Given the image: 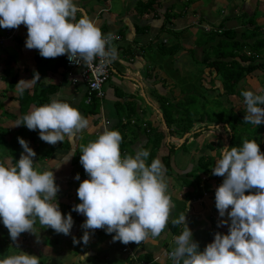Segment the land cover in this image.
Here are the masks:
<instances>
[{"label": "clouds", "instance_id": "clouds-1", "mask_svg": "<svg viewBox=\"0 0 264 264\" xmlns=\"http://www.w3.org/2000/svg\"><path fill=\"white\" fill-rule=\"evenodd\" d=\"M77 11L74 0H0V28L16 29L23 24L27 29L25 47L38 50L45 59L67 56L70 63L77 64H90L97 57L102 62L115 60L117 51L112 41L117 37L113 33L103 35L87 16L77 20ZM38 80L39 74L34 73L31 81H19L17 92L22 94L24 85ZM241 95L246 108L244 122L254 126L264 123V108L259 107L264 105V95L253 91H242ZM21 125L30 131L39 130V139L54 146L86 129L88 120L69 103L53 98L21 116L15 127ZM17 140L23 152L16 165L0 164V222L14 242L22 233L34 234L37 219L57 234L69 235L74 222L70 214L62 215L56 202L60 189L54 173L35 169L36 153L27 141ZM121 141L118 131L104 127L95 141L81 145L79 163L89 179L79 184L77 197L81 203L72 210L86 217L83 229H105L107 234L115 233L114 242L139 244L164 231L174 205L161 161L153 159L146 164L149 152L143 148L135 156L123 157V152L122 158ZM212 174L224 177L215 190V207L220 217L227 212L228 234L216 233L213 242L199 251L185 213H181L172 220L174 225L184 227L174 237L171 259L174 264H264V153L254 139H244L239 147L225 146ZM75 179H80L79 174ZM253 189L254 194L245 195ZM81 241L88 243V231ZM81 241L74 238L73 242ZM0 264L40 261L20 251L0 259Z\"/></svg>", "mask_w": 264, "mask_h": 264}, {"label": "crops", "instance_id": "crops-1", "mask_svg": "<svg viewBox=\"0 0 264 264\" xmlns=\"http://www.w3.org/2000/svg\"><path fill=\"white\" fill-rule=\"evenodd\" d=\"M110 1L74 0L78 9L76 13L77 20L82 16H87L96 24L103 35L113 33L121 36L118 42L112 43L116 45L117 51V58L112 61H115L117 66H114L112 61L110 62L115 67L112 69V73H118L119 75L115 80L109 81V78L108 82L104 85V97L101 103H99V115L93 116L87 114V116H83V110L85 109L83 108L85 85L81 82L72 85L61 67L57 68L56 72H52V64L45 61L43 63L45 66L43 73L40 74L41 68H39L40 70L37 68V60L39 59L40 62V59L43 57L39 55L38 50H29L25 47L27 38L26 27H21L13 39L6 41L0 46V81H5L3 80V71L6 69L5 66L8 62L10 63L11 74L16 77L17 83L21 80L31 81L34 73H38L40 80L28 82L23 86L24 89L32 91L34 88H38L39 85L54 86L57 90L48 96L49 103L53 98L67 102L88 120V127L82 132L77 133L72 138L65 137L64 142L68 143L67 149H57L51 158L41 160L45 163V167L49 163L52 166L53 162V167L56 165L53 168V170L55 169L53 173L57 186L60 189L56 195V202L66 206H75L81 203L80 200L74 198L75 190L71 187L73 185L77 186L82 181L89 179L82 165L79 163L81 145L86 146L90 142L91 137H98L104 127L110 130L116 126L118 116L115 108L117 105L128 103L131 106L135 105V112L140 117L143 115V111L147 110L150 106L153 111L151 114L152 118L150 119L151 125L147 120H140L138 117L135 119V116L129 119L135 121V124H130L132 125L129 126L131 129L128 128L127 130V124L124 125L122 123L124 126L120 128V131L124 135V141L128 143V148L124 149L125 153L123 157L129 155L135 156L137 150L144 149L145 147L149 152L151 144L148 143L147 136L153 134L152 128H157L164 136L162 146L157 151V159L161 161L162 157L168 155L170 158L169 162L172 165L170 170L164 169V179L167 183V192L171 197L174 207L171 210L170 218L164 231L156 239L150 235L142 241L143 244L137 248V251L139 259L142 258L148 260V262H153L154 259L158 258L157 264H174L172 259L167 258V253L175 248L174 237L181 234L183 230V224L175 225L174 227L172 223V220L177 219L181 213H185L187 227L191 230L193 241L198 243L199 251H203L207 244L213 242L217 231L222 235L228 234L230 221L228 220L227 212L224 217H220L218 210L214 211L212 208L215 190L222 184L224 177L214 176V178H211L208 175L199 174L202 180V195L197 199H188L186 194L193 189L184 185L185 181L191 180L188 175L193 173L192 171L196 169L198 160L205 153L215 158L216 162L219 159L218 153H221V148L225 147V145H221L222 143L219 140L206 141L203 139L199 141L200 137L197 138L192 134L195 132L196 126L188 133L182 135L179 134L181 131L175 129L174 126L165 127L163 121H160L161 111L159 105L150 100L153 95L152 93L156 89L161 94H166L176 99L180 97V93L175 92L176 96H174L175 93L172 96L168 95V92L172 90L173 81L167 78L166 74L158 77L156 72L146 67L150 59L145 50L148 44L151 47L155 46L158 42L165 41L166 44L172 43L171 45H174L179 40L183 44L182 49L188 51L180 50L183 52H180L174 58L175 60H179L175 62L176 67L182 74L191 73V70L197 68L199 63L197 59L200 61H202V58L204 59L203 50L199 45L195 44V37L192 39L191 36L200 29L207 34H209L208 32H217V34L230 33L235 35V39L241 41V37H245L243 36L245 35L243 31L250 32V29H252V32H256L258 27L260 30L264 29V0H207V3L203 5L196 2L199 9L191 11L185 7L188 0H156L151 7L146 5L149 0H119L120 3L115 4V6H111L109 4ZM217 5H219L218 7L220 5L222 7L217 9ZM101 10H105L106 12L99 13ZM202 10L206 12V15L201 12ZM256 12L259 14L258 18L261 19H253ZM262 23L263 25L260 26ZM245 24H249L250 26L246 27ZM5 30L4 28H0V35ZM228 30L230 32H226ZM171 32L179 33L177 34V40L174 39L175 34L172 36ZM158 39L159 41L156 42ZM219 39V37H216L215 43H212L208 47L211 49ZM198 48L200 49L198 50ZM192 50L194 53L192 54V58H190V54L192 53L190 51ZM244 50L247 49L244 47ZM194 54L196 55L195 58ZM61 57L49 60L58 64ZM229 60L227 59V61ZM260 63H264V58L260 60ZM254 73H256V78L260 79L256 81V87L260 86L256 90L258 89L260 92L257 95H261L264 93V84L261 83L264 79V68L256 70ZM204 75L207 76V73ZM9 79L10 77H8ZM216 80L217 78L213 80L214 84ZM241 87H244V84ZM2 88L0 86V103L6 101L7 105H14V110H4L6 118L0 116V127H6L10 131L15 130L18 128L15 127V122L18 120L16 118L19 117V105L13 98L17 96V92L10 91V94L7 96L2 94ZM165 88H169V91H166ZM246 91H249V89ZM138 94H141L147 105H149L146 109H143L142 103L138 101ZM136 95L138 98H135ZM33 106L29 107L27 114ZM7 113L11 114V116H7ZM123 120H127V118H123ZM105 121H109L107 126L104 125ZM261 125L264 128V123ZM170 129H173L171 133L169 132ZM199 136H201V133ZM48 145L43 142L41 145L42 150L47 149ZM185 145L188 148H185L177 156V151ZM170 147L174 148L170 151ZM210 147H212L211 151H209ZM177 159L179 160L178 164L176 163ZM33 162L36 164L38 160H34ZM45 169L48 170V168ZM77 174L80 176L79 180L75 179ZM59 182L63 183L58 184ZM204 184L209 188L207 193L204 190ZM173 199L183 204L181 208L174 203ZM230 210L229 208L227 211ZM61 213L63 212L61 211ZM78 215L80 220L73 223L70 234L67 236L58 234L57 237L60 239L57 240L55 236L48 235L44 227L34 226V234L23 233V238L28 240L29 244L21 247V243H17V246H14L16 242H13L14 245H12L15 248H19V251H16L18 254L22 251L29 255L44 258L43 261L41 259L40 264H48L50 261H52L50 264L53 262L54 264H134L120 252L122 243L113 241L115 233L107 234L105 229L85 230L82 228V224L86 217L82 214ZM222 220L228 221V223L221 224ZM85 231H88L89 234V241L86 245L81 241V237ZM198 231L201 232L200 235H196ZM48 237H51L52 240H57V245L62 240L63 245H67L69 250L72 251V258L67 256V248L54 253V247H49V243H47L46 239ZM74 238L76 241L81 242L74 243ZM79 245L80 249L78 250ZM59 256H66V261L64 263L61 261L60 263Z\"/></svg>", "mask_w": 264, "mask_h": 264}, {"label": "trees", "instance_id": "trees-1", "mask_svg": "<svg viewBox=\"0 0 264 264\" xmlns=\"http://www.w3.org/2000/svg\"><path fill=\"white\" fill-rule=\"evenodd\" d=\"M156 0H149L146 5L148 7H151L153 3H155ZM256 29V33L250 31L249 33L251 34L252 37L247 36V34L243 35L245 37H241V41L235 39V35H232L230 33H223V34H217L215 33H210L208 32L211 36V39L209 41H213L216 39V37H219L220 39L218 42H216L217 47H214L216 49V56L214 59L209 60L204 55V59L202 61V64L206 65L210 70L208 73L209 78L216 79L217 75H219L221 78V84H222V89L225 93H227V97H232L236 96L239 98H242L241 96V90L244 89L246 91V86L247 84L244 83V87H242L241 90L238 91V84L241 80H244L246 76H249L253 74L256 70H260L264 68V63L258 62L259 60L264 58V35ZM230 32V30L226 31ZM168 33V32H167ZM172 36L174 35V39L177 40L179 33H174L171 32ZM207 34V33H204ZM244 34V33H243ZM119 35V34H118ZM258 38V39H257ZM159 39L156 41L158 42ZM161 41V40H160ZM251 42V43H249ZM180 41L177 40V42L174 45L171 44H166L164 42H158L156 43L155 46H151L148 44L147 49H152L156 52H159V55L161 57H168L169 59L171 58L172 60L174 59V55L180 51L184 50L182 49V45H180ZM180 45V46H179ZM250 47L248 49V53H244L243 49L244 47ZM153 47V48H152ZM225 48V49H224ZM212 49V48H211ZM224 49V50H222ZM186 50V49H185ZM184 50V51H185ZM242 50V51H241ZM188 51V50H186ZM241 51V53L239 52ZM192 52V53H191ZM239 52V53H238ZM191 55L194 53L193 50L190 51ZM227 59H230V61H225ZM65 60L66 56H62L59 63L56 64L55 62H51L49 59L41 58L40 62L39 59L37 60V68H41L40 74L43 73V68L45 67L43 63L45 61L49 62L51 65V71L56 72L57 68L61 67L62 71L64 72L65 68ZM225 62H224V61ZM211 61V62H210ZM163 61H161L162 63ZM227 63H230L229 65ZM9 62L6 64V69H4L3 74L4 78L3 80L7 81L8 77L10 79L8 80V87L15 90L17 92V81L16 77L12 76L11 70L9 68ZM61 71V72H62ZM204 73L202 70H199L197 72V77L195 78V81L199 83L198 88L200 89L201 93L205 90L201 88L202 83L204 81ZM189 77V76H188ZM202 79V80H201ZM190 80V77H189ZM211 82V85L214 84V82ZM202 82V83H201ZM195 86H193V89ZM57 90L56 87L50 86V85H39L38 88H34L32 91L29 89H25L22 94H19L17 92V96H15L13 99L18 102L19 105V117L16 119H19L21 116L27 114V110L31 105H34L35 107L42 106L46 103H49L48 96L53 94ZM193 95L195 94L194 90ZM184 90L180 92L181 95H184L181 99H186V95L183 94ZM86 93H84V106L85 108L83 110V116L89 115H99V102L96 99H93L91 104H86L85 99H86ZM159 109L161 111V121L165 123V127L169 128L170 126H174L175 129H179L181 133L180 135L188 133L193 125H194V119H190V116L194 114L193 112H188L187 108L183 110L181 108V105L184 104L182 100H176V98L169 97L167 95L163 96L161 94H157L156 96ZM218 99H213L211 100V103L215 102L217 103ZM194 104H197L198 102L196 99L192 101ZM149 106V105H148ZM150 107V106H149ZM116 112L118 116V121L116 123V126L113 127L110 130H116L118 131L121 136H122V141L120 143V153L121 155L123 154L124 149L128 148V143L124 141V135H122V132L120 131V128H122L124 125L122 124V119L131 116H136L139 115L135 112V105L131 106L129 103L124 104V105H117L116 106ZM235 106H232L230 108H226L223 112L224 113H218L217 115H213L212 117V122L206 123L205 124V129H208L210 127L213 128V130L218 129L220 132L224 133L227 136L228 139V147H233V145L237 144V146H240V141L238 139V135H240L244 131H249L252 129V124L244 122V116L246 115V109H239L238 111H234ZM196 113H198L196 111ZM126 116V117H125ZM140 116V115H139ZM180 116V118H179ZM16 117V116H15ZM127 117V118H128ZM240 117V119L238 118ZM209 117H207V120ZM239 119V120H238ZM204 119L202 117H196V122L198 123H203ZM193 122V123H192ZM132 126L130 123L126 125V128L131 129ZM137 126V125H136ZM135 127V126H133ZM161 127V126H159ZM153 134L148 135V143L151 144V150H149L150 156H148L146 160V164L150 165L153 159H157V151L159 148L162 146V140L164 139V136L162 133L158 131L157 128H152ZM173 129H170L169 132L171 133ZM131 132V130H130ZM262 133L264 132V128H262ZM201 132H198L195 134V136H199ZM260 133V132H259ZM248 139L252 138V135L248 134ZM22 138L25 141L28 142L29 147L36 153L35 160L41 161L43 159H48L51 158L53 153L57 149H67L68 148V143L67 142H58L56 145H48L47 149L42 150L41 145L43 144V141L39 139V130L36 131H30L28 130L25 126L21 125L15 130H9L6 127H0V164H3L5 167H11L15 166L17 163V160L19 159L21 153L23 152V149L21 148L20 144L18 143L17 138ZM184 145V144H183ZM147 146V144H146ZM146 148V147H145ZM144 150H147L145 149ZM174 147H170L173 149ZM212 150V147L209 148V151ZM264 152V148L260 149V152ZM221 153H218V158H220ZM170 158L168 155L166 157L161 158V163L163 165V168L165 170H170L172 165L169 162ZM215 158L210 157L207 153L203 157H201L198 162H197V167L193 173L188 175L191 180L185 181L184 185L186 187H190L193 190L189 193L186 194L189 200L191 199H197L201 197L202 195V189H201V177L199 174L203 175H208L211 178H214L215 175L212 174L211 169L214 166ZM34 163V162H33ZM35 165V163H34ZM36 168V166L34 167ZM205 182V181H204ZM205 192L207 193L209 191V188L203 185ZM59 209L63 212V215H68L70 214L72 216L73 222H78L79 215L77 212L73 211L74 206H66L63 205L62 203H58ZM175 227V225H174ZM175 231V228H174ZM12 243L13 241L11 240L8 230L3 226L2 222H0V259L5 258L6 256L12 255ZM15 250L18 252L19 248H15ZM170 253V252H168ZM167 253V254H168ZM141 259V260H140ZM138 256V261H144L148 262L146 259H142ZM171 259V258H168ZM130 261V260H129ZM131 262V261H130ZM152 264H157L156 262Z\"/></svg>", "mask_w": 264, "mask_h": 264}, {"label": "rangeland", "instance_id": "rangeland-1", "mask_svg": "<svg viewBox=\"0 0 264 264\" xmlns=\"http://www.w3.org/2000/svg\"><path fill=\"white\" fill-rule=\"evenodd\" d=\"M196 2L202 3V5H203V4L207 3V0H199V1L188 0V3L185 5L186 9H189L190 11L194 10V9H199L198 3H196ZM119 3H120L119 0H111L109 4H111V6H115V4H119ZM104 6H106V5H104ZM218 6L219 5H217V9L222 7L221 5H220V7H218ZM201 12L206 15L205 11L202 10ZM258 17H259V14H258V12H256V15L253 17V19L254 20L261 19V18H258ZM245 25H246V27L250 26L249 24H245ZM262 25H263V23L260 26H262ZM250 30L252 31V29H250ZM260 32L262 33V35H264V29L260 30ZM243 33L247 34V36H249V37H252L251 34L249 32H247V31H243ZM191 37H192V39L195 37V40H194L195 44L199 45L201 47V49L203 50L204 55L207 58H209V60L212 61V59H214V57L216 56V49L217 48L215 49L214 47H217V45L213 46L212 49H210V47H208V46L211 45L212 43H215V40H214V42L212 40L209 41L211 39V36L208 35V34H204V32L202 30H200V29L197 31V33H194V35H192ZM171 39H173V38H171ZM163 42L165 43V41H163ZM112 45L116 47V45H114V44H112ZM180 45H183V44L180 43ZM205 46H206V49H205ZM245 48L248 50L250 47H246L245 46ZM199 49L200 48H198V50ZM224 49H222V50H224ZM151 50H152L151 48L145 50L146 53L149 56V59H150V62H148V65L146 67H148V69H150L151 71L156 72L158 77L162 76V74H166L167 78H169V79H171L173 81L172 82L173 85L171 87V89H172L171 91H169V88H165L166 91H169L168 95L172 96L175 92L180 93V92H182V90H184L183 94L186 95V99H184V100L181 99L184 95L180 94V97L177 98L176 100L177 101L178 100H182V102H184V104L181 105V108L183 110H185V108H187L188 112L191 111V112L194 113V114H192L190 116V119H192V118L194 119L193 127L196 126L195 132H193L192 134L195 136L196 133L201 132V136H196L197 138L200 137L199 141H202L203 139L206 140V141L219 140V142L221 141V143H222L221 145L224 144L226 146V143L228 141V139H227L228 135H225L224 133L220 132L218 129L213 130V128L210 127V126H208L209 127L208 129H205V124L209 123V122H212L213 115H217L218 113H224L223 111L226 108L228 109V108H230L232 106H235L234 111H238L239 109H246L245 105H244V97L243 96H241L242 98H239V97H236V96L227 97L228 96L227 93H225L223 91V89H222V84H221L222 82H221V79H220L221 77L219 75H217V77H216L217 80H216L215 84L211 85V82H212L213 78L210 79L209 76H208V73L210 72L209 71L210 69L208 67H206V65L202 64L203 58H202V61L197 59V62H199V63H198L197 68L195 70H191V73L182 74L181 71H179V69L176 67V63L175 62L179 61L178 59L177 60H172L171 58L169 59L168 57L167 58L166 57H161L159 55V52H156L154 50L151 51ZM247 50H244L243 52L245 53ZM180 52H183V51H178L173 57L176 58V56ZM195 57H196V55L194 54V58ZM190 58H192L191 54H190ZM161 61H163V62L161 63ZM225 61H227V60H225ZM112 63H113L114 66H117V63L115 61H112ZM112 63H111V66H112ZM227 64L229 65L230 63H227ZM114 66H112V68H111V75L112 76L110 77L109 81H111L113 79L114 80L117 79V76L119 75L118 73H112V69L115 68ZM199 70H202L204 74L207 73V76L204 75L203 83L201 82L202 83L201 88L203 90L205 89L202 93H201L200 89L198 88L199 83L197 81H195V78L197 77V72ZM188 76L190 77V80H189ZM257 80H260V79L256 78V73H254L253 76L252 75L246 76L244 78V80H241L239 82V84L237 85L238 88H240V89H238V91L241 90L242 89L241 86L244 83H246L247 84L246 88L249 89V91H253L255 94L260 93L259 90H258L260 88V86L256 87V81ZM0 82H1L0 86L3 87L1 89L2 94L8 96V94H10V91H16V89L13 90V89L8 87V84H9L8 80L7 81H0ZM261 83L264 84V79L262 80ZM193 86H195V88H194L195 89V91H194L195 94L194 95H193V91H192V90H194ZM256 88H258V89L256 90ZM146 89H147V87H146ZM241 91H244V89H242ZM6 92H8V93H6ZM152 94L153 95H152V98H150V100L158 105L156 96H157V94H161V93L159 92V90L154 89ZM138 95H139L138 96L139 98L137 97V95L135 96V98H138V101L140 103H142L143 109H146L148 105L145 102L144 97L141 94H138ZM161 95L165 96L166 94H161ZM176 95L177 94L175 93L174 96H176ZM261 95H264V93L261 94ZM194 99H196V101L198 102L197 104H194L192 102ZM213 99H218L217 103H215V102L211 103V100H213ZM5 102L6 101H3V102L0 103V116H2L4 118H6V113H5L4 110H7V111H8V109L12 110L13 107H14V105H12V104L11 105H7V103H5ZM259 107L262 108V107H264V105H259ZM16 111H18V110H16ZM196 111L198 113H196ZM9 112H11V111H9ZM143 112L144 113H143V115L141 117L139 115H136L135 119H136V117H138L140 120H147L149 122V124L151 125L152 123L150 122L151 121L150 119L152 118V115H151L153 113L152 109L150 107H148V109L144 110ZM7 116H11V114L7 113ZM196 117H202L204 119L203 123L200 124V123L196 122ZM207 117H209L208 120H207ZM130 118H134V116L128 117L127 120H129ZM179 118H180V116H179ZM238 118L240 119V117H238ZM160 121H161V118H160ZM261 131H262V125H259V126L252 125V129L251 130L242 132L240 135H238V139L240 141V143H239L240 146H242V141L244 139H248L247 135L250 134V135H252V138H250L248 140H253L254 139L256 141V143L259 145L260 149L261 148L263 149L264 148V133L262 134ZM96 139H97V137H93V138L91 137L90 141H95ZM233 147H238V146H237V144L236 145L234 144ZM185 148H188L187 145H185L183 148H181V149H179L177 151V156H178V154L182 153ZM261 153H264V152L261 151ZM176 163L177 164L179 163L178 159L176 160ZM44 164L45 163H43V161H38V162H36L34 167L36 166L35 169H37V170H39L41 172L45 171L46 170L45 168H48V170H51L52 172H54L55 169L53 170V168L56 166L55 165L53 167L54 162L52 163V166L49 163L47 165V167H45ZM56 182L57 181L55 180V184L57 185ZM60 183H63V182H59L58 184H60ZM79 184L77 186L73 185L71 187V188H73L75 190L74 191V198H76L77 200H79L78 197H77V189L79 187ZM254 192H255V189H253L251 191V193L246 191L245 195L254 194ZM173 200H174V203L178 207L180 206V208H181V206L183 204L180 201H178V200H175V199H173ZM213 200H214L213 201L214 204L212 205V208H213L214 211H216L217 209L215 207V196H213ZM180 208H178V209H180ZM34 226L44 227V226H42L39 223L38 219H37V222H36V224ZM44 228H45L46 233L48 235L55 236L57 240L60 239L59 237H57L58 234L56 232L52 231L51 228H46V227H44ZM26 233L27 232H25V234ZM217 233H219V231H217ZM200 234H201L200 231H198L196 233V235H200ZM23 237H24L23 233L20 234L18 239L15 241L16 245H14L13 243L12 244L14 246H17V243H21L20 246L21 247L22 246L25 247V245L29 244V242H28V240H25ZM155 239H156V237H155ZM46 240H47V243H49V247L50 246L54 247V253L57 252V251L63 250V248H67V252H68L67 256L72 258L71 257L72 251L69 250L67 245H63L64 243H63L62 240H60V242L58 243L59 245H57V243H56L57 240H52L51 237H48ZM14 246L12 247V251H11L12 255L18 254L16 252ZM77 249L78 250L80 249V245H79V247ZM171 249H173V248L171 247ZM61 254H62V252H61ZM59 257H60V263H61V261H62V263H64L66 261V256H63V257L59 256ZM41 259H42V261L44 260V258L40 257L39 261H41ZM51 262L52 261L48 262V264H50ZM52 264H54V262Z\"/></svg>", "mask_w": 264, "mask_h": 264}, {"label": "built area", "instance_id": "built-area-1", "mask_svg": "<svg viewBox=\"0 0 264 264\" xmlns=\"http://www.w3.org/2000/svg\"><path fill=\"white\" fill-rule=\"evenodd\" d=\"M105 1L109 2V0ZM103 12L106 11H99V13ZM21 27L25 26L22 24L16 29H6L4 33L0 35V46L3 45L6 41L13 39L17 35ZM114 36L117 38L114 39L112 43L118 42L121 38V36L118 34H114ZM111 68L112 67L110 62H102L99 57L94 59L90 64H86L83 61H80V63L77 64L70 63L66 56L64 74L72 85H76L80 82L85 85L86 104H91L93 99H96L99 103H101L104 97L103 87L108 82L111 76ZM122 123L126 124L127 122L123 120ZM108 124L109 121L104 122L105 126H107ZM130 124H135V121L130 120ZM142 244V242H140L139 244L133 242L132 245L131 242L128 244L122 243L120 252L126 259L130 260L134 264H152V261L144 262L137 260L139 256L137 248ZM169 254L170 253L167 254V258H171ZM157 261L158 258L154 259L153 263Z\"/></svg>", "mask_w": 264, "mask_h": 264}, {"label": "water", "instance_id": "water-1", "mask_svg": "<svg viewBox=\"0 0 264 264\" xmlns=\"http://www.w3.org/2000/svg\"><path fill=\"white\" fill-rule=\"evenodd\" d=\"M160 118H162V115L160 114ZM163 124L165 125V123L163 122ZM229 143H226V146L228 147Z\"/></svg>", "mask_w": 264, "mask_h": 264}]
</instances>
